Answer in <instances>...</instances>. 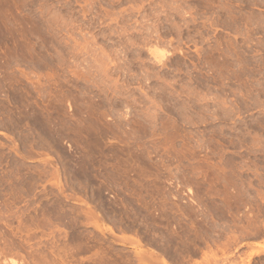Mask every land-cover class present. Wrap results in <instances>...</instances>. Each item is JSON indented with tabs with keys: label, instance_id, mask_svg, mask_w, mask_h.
<instances>
[{
	"label": "rangeland",
	"instance_id": "374dc122",
	"mask_svg": "<svg viewBox=\"0 0 264 264\" xmlns=\"http://www.w3.org/2000/svg\"><path fill=\"white\" fill-rule=\"evenodd\" d=\"M0 264H264V0H0Z\"/></svg>",
	"mask_w": 264,
	"mask_h": 264
},
{
	"label": "bare ground",
	"instance_id": "6f19581e",
	"mask_svg": "<svg viewBox=\"0 0 264 264\" xmlns=\"http://www.w3.org/2000/svg\"><path fill=\"white\" fill-rule=\"evenodd\" d=\"M156 259V258H155ZM157 260V259H156ZM159 262V261H158Z\"/></svg>",
	"mask_w": 264,
	"mask_h": 264
}]
</instances>
